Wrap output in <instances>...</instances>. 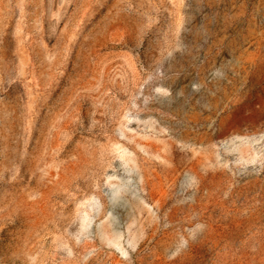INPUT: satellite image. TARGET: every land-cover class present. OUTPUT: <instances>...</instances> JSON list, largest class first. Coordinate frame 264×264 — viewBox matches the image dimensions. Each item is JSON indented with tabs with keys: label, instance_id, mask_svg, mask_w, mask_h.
<instances>
[{
	"label": "rangeland",
	"instance_id": "obj_1",
	"mask_svg": "<svg viewBox=\"0 0 264 264\" xmlns=\"http://www.w3.org/2000/svg\"><path fill=\"white\" fill-rule=\"evenodd\" d=\"M0 264H264V0H0Z\"/></svg>",
	"mask_w": 264,
	"mask_h": 264
}]
</instances>
